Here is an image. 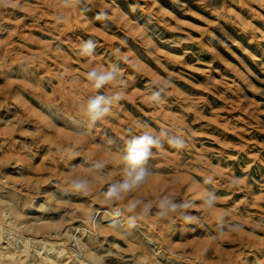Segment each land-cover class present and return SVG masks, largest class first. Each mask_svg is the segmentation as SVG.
<instances>
[{"label": "rangeland", "instance_id": "obj_1", "mask_svg": "<svg viewBox=\"0 0 264 264\" xmlns=\"http://www.w3.org/2000/svg\"><path fill=\"white\" fill-rule=\"evenodd\" d=\"M112 66L115 86L94 89L87 73ZM116 92L105 117L85 115L89 99ZM146 132L161 146L145 180L110 197L128 142ZM91 198L109 211L95 232L79 218L60 228L95 264H132L136 253L155 264H264V0H0V210L57 222ZM119 206L139 225L126 229ZM7 216L0 264H89L68 256L74 242L58 245L65 237L5 232Z\"/></svg>", "mask_w": 264, "mask_h": 264}, {"label": "clouds", "instance_id": "obj_2", "mask_svg": "<svg viewBox=\"0 0 264 264\" xmlns=\"http://www.w3.org/2000/svg\"><path fill=\"white\" fill-rule=\"evenodd\" d=\"M82 54L91 56L95 49V44L92 40L85 41L81 46ZM119 72L115 66L107 67L103 71L92 69L87 73V79L91 83L92 87L96 90L103 88L105 85H113L118 81ZM164 87H168L167 82L163 84ZM160 98V92H154L149 97L150 101H157ZM122 99L119 92L113 95H95L93 98L87 101V106L85 108V115L91 121H98L105 117L111 112L114 101H119ZM164 135H167L164 133ZM168 143L173 148H183L184 141L178 137H173L168 140ZM161 146L158 137L151 133H144L142 135L135 136L132 138L126 148V152L123 155V162L125 165V176L122 182L114 184L109 189V196L115 199L120 198L121 191H127L140 183H142L147 173L143 169L142 165L144 161L149 157L151 149ZM210 182V181H208ZM76 188L83 189L86 187V182L79 181L75 183ZM215 202V195L209 194V198L206 203L211 207ZM178 206L176 204L171 205L173 211L176 210ZM187 207V205H184Z\"/></svg>", "mask_w": 264, "mask_h": 264}, {"label": "bare ground", "instance_id": "obj_3", "mask_svg": "<svg viewBox=\"0 0 264 264\" xmlns=\"http://www.w3.org/2000/svg\"><path fill=\"white\" fill-rule=\"evenodd\" d=\"M42 181H45V180H42ZM48 193H49V191L47 190V188H44L43 186H39L37 188V191H36L35 194L36 195H41L40 197H45L46 201H49V200L52 199V196L49 195ZM29 199H32V197H29ZM0 203H1V200H0ZM39 203L40 202H38V204ZM157 204H159V203H157ZM123 208H125V207H123ZM49 209H51V210L48 213H55L56 212L55 208H49ZM112 210L116 211L114 213H118L119 214V217H120L119 222H125L124 224L126 225L125 226L126 229L134 228L135 226L139 225L140 221L139 222H134V221H132L130 219L127 220V218L125 216L126 215V211H125L126 209L124 210V209L120 208V206H119V208H114V209L112 208ZM136 210H139V209H136ZM28 211L24 212V211H21V210H17L12 204H10L8 206V212H4L3 210H0V217H2L4 215H8L7 218L10 219V221L6 224L7 229L4 230V231L5 232L7 231L8 233L14 231V233H17V234H26V236H32V238H35L38 235L42 236L44 232H47L46 234H49L50 236H51V234H53L52 238L58 237V236H62V237H65L66 239H68L69 242L68 241L60 242L58 244L60 247H63L64 244H71V242H74L73 245H75V247L69 248V250L67 251L68 256L75 257V256H77L80 253V258H78L79 261L86 260L89 264H95V262L97 263V262L100 261V257L98 256V254L94 253L90 247H86L85 243L80 241L78 239V237H74L73 238L69 234V232H67V231L62 232V227L60 228V223H63L64 221H67V220H73L75 218H79V221L84 222L85 225L88 226L90 230H92V232H95L96 231V227L98 228L99 226L95 223L96 222V218H94V217H97L98 214H100V213H108L109 212L101 204V201L99 202L96 199L91 198L88 207H83L82 206L79 209L80 213H78V214L75 211L74 212H69L68 210H65V209L60 210V212L58 213L59 220L57 222L49 221V220H46V219H44V220L42 219L41 220L42 217L38 218V219L34 218L33 220H31L30 218H32V217L28 216ZM136 212H135V214H136ZM139 219L142 220L141 216H140ZM143 224H145V223L143 222ZM146 226L151 228L153 226V224L147 223ZM2 227H3V224L1 223L0 224V228H2ZM0 232H2V231H0ZM25 242H26V244H28V243L30 244V243H33V240H32V242L26 240ZM50 248H52V246ZM136 250H135V253H136ZM154 250L155 249H153L151 251V253L156 255L157 253H154ZM132 251H134V250H132ZM141 254L142 255H139L137 253L134 254V256H133L134 260H133L132 264H136V263L155 264L152 261L151 258L145 257V254H143V253H141ZM245 263H246L245 260L241 259V261H239L238 264H245ZM192 264H193V262H192Z\"/></svg>", "mask_w": 264, "mask_h": 264}]
</instances>
